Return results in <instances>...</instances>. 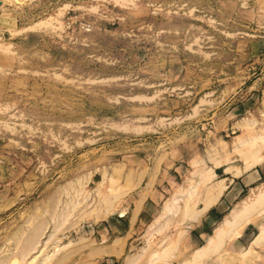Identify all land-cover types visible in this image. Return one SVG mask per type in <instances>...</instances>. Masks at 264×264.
<instances>
[{"label": "rangeland", "instance_id": "374dc122", "mask_svg": "<svg viewBox=\"0 0 264 264\" xmlns=\"http://www.w3.org/2000/svg\"><path fill=\"white\" fill-rule=\"evenodd\" d=\"M0 264H264V0H0Z\"/></svg>", "mask_w": 264, "mask_h": 264}, {"label": "bare ground", "instance_id": "6f19581e", "mask_svg": "<svg viewBox=\"0 0 264 264\" xmlns=\"http://www.w3.org/2000/svg\"><path fill=\"white\" fill-rule=\"evenodd\" d=\"M213 175V174H212ZM214 176V175H213ZM220 188V187H219ZM222 190V187L220 188ZM221 192V191H220ZM234 213V212H233ZM235 212L233 215H230L231 218L227 219L222 225L216 230L215 234L213 235L214 238L218 237L221 235V233L232 223L233 219L235 218ZM234 217V218H233Z\"/></svg>", "mask_w": 264, "mask_h": 264}]
</instances>
